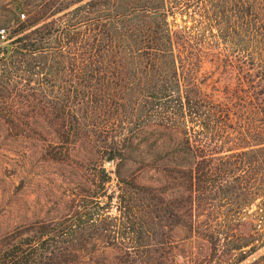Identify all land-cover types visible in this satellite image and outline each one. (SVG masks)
<instances>
[{
  "label": "trees",
  "instance_id": "obj_1",
  "mask_svg": "<svg viewBox=\"0 0 264 264\" xmlns=\"http://www.w3.org/2000/svg\"><path fill=\"white\" fill-rule=\"evenodd\" d=\"M10 10L0 91L20 81L39 91L49 61L76 70L55 101L16 94L23 115L0 104L10 137L63 161L117 127L105 153L120 162L144 129L168 139L151 159L140 151L133 171L118 163L114 179L94 165L73 218L16 227L0 264H264V0H14ZM112 208L118 216L101 219ZM96 234L110 240L86 260Z\"/></svg>",
  "mask_w": 264,
  "mask_h": 264
},
{
  "label": "rangeland",
  "instance_id": "obj_2",
  "mask_svg": "<svg viewBox=\"0 0 264 264\" xmlns=\"http://www.w3.org/2000/svg\"><path fill=\"white\" fill-rule=\"evenodd\" d=\"M13 1L0 0V29H3L0 35V47L8 46L7 38L12 28L9 22L12 15L10 8ZM51 52L46 51L45 53L50 55ZM66 62L60 64L66 65ZM48 66V69L39 70L41 74L38 77L43 76V79L39 81V91L27 90L21 81L18 84L11 82L6 90L0 91V104L23 115L25 111L15 99L18 98L16 94H31L35 97H42V100L52 101L61 98L62 89L65 93V88L72 79L69 75L75 73L76 70L70 67L54 69L53 66L56 64H52V61H49ZM33 71H38V69ZM51 72L59 76L48 81L47 74ZM29 87H35V85L31 83ZM117 113L119 110L114 111L115 117L121 115ZM37 118L42 119L41 116ZM82 118L88 121L90 117L86 115ZM112 129L107 134V138L98 137L94 133L92 137H85L71 147L68 158L63 161H54L45 155V145L41 141L26 136L13 139L8 135L6 125L0 124V240L21 225L41 220L64 223L73 218L74 213L79 210L77 206L84 195L82 191L90 185L94 177V165H101L114 179L113 172L118 163H120L118 167L121 171L125 169L133 171L137 167L136 159L140 151L144 152L146 159H151L157 150L167 146V135L157 130L144 129L129 140L130 148L127 153L130 158L121 162L114 158L108 160L105 153V149L109 146L108 142L111 136L120 133L119 128ZM42 136L52 138L54 133L45 127L42 130ZM102 201L101 199L100 205L104 203ZM100 213L101 219L118 216L115 208L109 212ZM90 240L97 246L95 250L82 252L86 260L99 258L103 248L101 245L110 238L96 234L91 236ZM263 251L261 250L260 253ZM111 256V251L107 249L104 257L109 259ZM178 261L182 259L179 258Z\"/></svg>",
  "mask_w": 264,
  "mask_h": 264
},
{
  "label": "water",
  "instance_id": "obj_3",
  "mask_svg": "<svg viewBox=\"0 0 264 264\" xmlns=\"http://www.w3.org/2000/svg\"><path fill=\"white\" fill-rule=\"evenodd\" d=\"M107 159H108V160H111V159H112V156H107Z\"/></svg>",
  "mask_w": 264,
  "mask_h": 264
},
{
  "label": "built area",
  "instance_id": "obj_4",
  "mask_svg": "<svg viewBox=\"0 0 264 264\" xmlns=\"http://www.w3.org/2000/svg\"><path fill=\"white\" fill-rule=\"evenodd\" d=\"M3 29H0V35H2Z\"/></svg>",
  "mask_w": 264,
  "mask_h": 264
}]
</instances>
